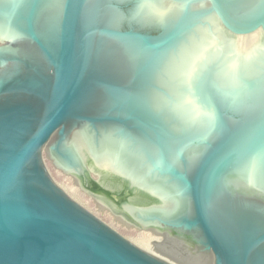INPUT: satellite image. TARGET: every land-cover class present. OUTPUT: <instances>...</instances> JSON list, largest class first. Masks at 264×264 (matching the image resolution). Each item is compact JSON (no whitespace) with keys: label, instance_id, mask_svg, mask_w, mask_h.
<instances>
[{"label":"water","instance_id":"obj_1","mask_svg":"<svg viewBox=\"0 0 264 264\" xmlns=\"http://www.w3.org/2000/svg\"><path fill=\"white\" fill-rule=\"evenodd\" d=\"M107 1L64 0L53 44L31 13L18 44L10 40L12 49L0 53V264H167L87 211L50 177L44 146L60 129L53 149L69 161L57 147L65 146L75 127L85 126L116 127L155 150L153 169L182 187L188 205L184 214L157 218L161 224L197 231L216 264H264V201L228 185L231 178L243 183L235 166L246 150L264 145V70L226 92L215 78L219 61L207 64L194 87L203 124L177 135L164 114L135 102L154 86L161 61L194 30L200 13L187 8L169 24L148 29L101 26L98 14ZM139 1L110 5L131 23ZM206 1L209 15L232 36L264 31V0ZM119 43L128 47L130 60ZM95 170L78 174H94L109 194L130 192L121 207L106 199L113 207L131 215L148 208L138 200L140 188L105 184Z\"/></svg>","mask_w":264,"mask_h":264},{"label":"bare ground","instance_id":"obj_2","mask_svg":"<svg viewBox=\"0 0 264 264\" xmlns=\"http://www.w3.org/2000/svg\"><path fill=\"white\" fill-rule=\"evenodd\" d=\"M187 2L188 0H184V4H187ZM255 2L257 0H251L249 4ZM63 3L64 0H0V45L4 47L0 50V53L9 52L12 49L7 47L9 46L8 41L14 40L18 44V38L22 36L26 27L25 19L31 13H34V21L36 20L38 24L48 28L42 29L43 36L49 44H53L60 25ZM161 3L160 0H140L139 5L132 14V18L142 25H145L146 22H155L153 21L154 18L157 19V23L169 24L173 12L162 10ZM34 6H36L35 10L33 9ZM174 13H177V11ZM116 15L118 16V14H113L115 21L118 18ZM212 15L207 16L206 26L202 24L203 26L199 27L196 32L193 30V34H190L188 40L185 39L186 42H181L174 51L169 53L167 58L161 61L160 68L154 76V86L145 89L135 102L147 109H153L156 115L164 114L171 130L177 135L178 131L187 133L189 131H199V125L203 124L201 120H203L204 114L196 107L194 87L207 64L219 59V64L220 62L221 64L220 67H217L215 78L218 84L225 88L226 92L230 91L233 88L232 85L237 83V80L241 77L240 74L248 77L257 75L264 70V36H256L253 48L248 52L234 53L233 55V52H229V56L231 53L230 57L224 59L226 57L224 55L220 58L223 48L224 50L226 47L230 49L231 44L235 45L233 38L236 39V43L240 40L229 34L222 27L219 19ZM214 19L216 22H214ZM213 22L214 24H212ZM210 26L212 30H210ZM259 32L264 31L260 29L253 36ZM217 39L220 40L222 46L218 47V44H216ZM241 85L243 84L241 83ZM79 129L82 130L85 138L81 140L83 137H78L81 142L85 141L86 144H83L88 147L91 153L90 156L88 158L84 157L78 150H74L72 144L67 143L64 146V151L65 155L70 157V160L62 159L61 163L75 173H79L85 168L95 173L96 167L101 170V175L96 174L100 176V180L105 184L120 187L121 185L125 186L126 183H131L140 188L144 194L139 195L138 200L148 203L149 206L145 211L141 210L136 215L132 213V217L139 222H148L153 226L147 231L148 234L150 232V239L152 237L158 239L161 236L156 231L158 226L161 225L158 219L173 218L175 215L184 214L188 211L182 187L170 180V177L163 176L153 169L150 160H152L155 150L150 145L143 143L140 138L135 137L133 140L127 135H120L118 128L113 126H100L97 129L85 126ZM59 132L60 129L53 134L41 153L54 148L59 139ZM80 135H82L81 132ZM246 151V156L235 166L237 178L246 183L250 191L262 190L264 189V145L261 149L257 150L256 147H251V151ZM115 176L121 177L123 180L112 179ZM69 186L68 189L59 185L64 192L68 193L70 191L72 194H77V187L75 185ZM106 202L108 203V200L102 201L105 204ZM126 209L129 212L135 210V208H131V205H128ZM151 241H144L143 245L141 243L139 245L134 244L147 254L167 264H193L188 260L185 262L183 259L168 257V254L165 255L155 249ZM206 252L207 261L205 264H216L212 252L210 250H206Z\"/></svg>","mask_w":264,"mask_h":264},{"label":"rangeland","instance_id":"obj_3","mask_svg":"<svg viewBox=\"0 0 264 264\" xmlns=\"http://www.w3.org/2000/svg\"><path fill=\"white\" fill-rule=\"evenodd\" d=\"M160 1H162L161 3L162 10L166 12H173L171 20H176L178 17L182 16L187 8L190 11H194V14L200 13V15H198L196 19L197 24L195 25L194 32H196L199 27L203 25L204 26L207 25V16H209V13H208L209 4L206 0H188L187 4L185 3L186 5L184 4V0H160ZM258 1L259 0H257V2ZM111 3H113L112 0L107 1V3L104 4L102 10L98 14L97 21L98 23L101 24V26H109V25L114 24L117 27L134 26L136 28L143 27L145 29H148L150 26L153 27L159 24L157 23L156 18L153 19V21L155 22H152V23L146 22L145 25H142L141 23L136 22V21L129 23V18L123 16L120 13H117L118 16L116 15V17L118 18L116 19V21L115 20L113 21V14H114V11L116 10L110 5ZM175 11H177V13H174ZM214 22H216L215 19H214ZM214 22L212 24H214ZM39 27L41 30L48 29L42 24H39ZM209 28L210 30H212L211 26ZM190 34H193V30L186 36V38H184V40L185 39L188 40ZM256 36L262 37L264 36V32H259L258 34H255L254 36L237 37L240 40L237 43H236V39L233 38L235 40L234 42L235 45L231 44L230 49L226 47L225 49L226 51L223 48V51H221L222 56H220V58H222L225 55L226 57H224V59H227L228 57L231 56L232 52H233L232 55L234 53L240 54L241 52L242 53L248 52V50L253 48ZM184 40L182 41L183 43L186 42V40L185 41ZM114 43L115 42L113 41L112 44L114 45ZM216 44H218V47L222 46L219 39L216 40ZM126 49H128V47L125 44H122V43L118 44V50L120 54L121 55L125 54L126 61H128L131 59L128 57V55H130L131 57L132 55ZM229 52H231L230 56H229ZM168 55H166L165 58H167ZM220 64L218 67H220ZM44 65H45L44 70L45 71L48 70L46 63ZM240 75H241L240 79L238 78L239 80H237L236 84L232 85L233 87L240 85L241 83L240 81L243 78H246L244 77V75L242 74ZM98 99L99 100L101 99V101H103L101 95H99ZM99 100L95 99V101L97 102ZM79 128L80 127H75V129H73L68 134V141L67 142L65 141L66 142L65 145H67V143L70 145L72 144L74 150H78L80 154L88 158L91 153L88 150V147L85 145L86 144L85 141L81 142V140L84 139L85 137L82 133V130ZM79 131L81 132L82 135H80ZM78 136L79 137L81 136L83 138H81L80 140ZM80 143L82 144L85 143V144H83V146L81 147L82 144L79 145ZM57 149L62 151L64 147H62L61 145V146H58ZM41 157L43 159L45 168L47 169L50 177L54 180L55 183H57L60 186H64L68 189L70 187L69 185H75L77 187V191H76L77 194H72L68 190L69 194L67 193V195H69V197H71L79 205H81L87 211L91 212L93 215L99 218L102 222L106 223L109 227H111L113 230H115L118 234H120L125 239L131 241L132 243L138 244V245L140 243L143 245L144 241L150 242L152 240L151 242L153 246L155 247V249L164 253L165 255L168 254L167 255L168 257L170 256L172 258L174 257V259L175 258L183 259L185 262H187L186 260H188L189 262H193V264H199V263L205 264V262L207 261V257H206L207 252L204 249L203 245L198 241V239H200V234L197 231H194L191 234L185 230H181V229L176 230L170 225L161 224L156 229L157 233H159L161 236L158 239H154L155 237L154 238L152 237V239H150L151 238V235H149L150 232L148 234L147 231L153 228V226L146 224L145 222L142 221L143 223L146 224L144 225L142 222L135 220L134 217H132L133 215L127 212L124 213V211H121L120 209L113 207L111 205L112 204L111 202H114L117 207H121V205L127 200V197L130 196V192H124V193H118V194L107 193L104 189H102V187L100 186L98 182L97 177L94 174L85 172L81 176L80 174L75 173L72 169L69 170L68 168H66L63 165V163H61V160L63 158L60 157V155L56 153L55 149H51L49 151L43 152ZM229 181H230V184L228 185H234L231 191L240 190L238 193L239 195H242L245 197L254 196L260 199L264 198V189L250 191L249 188H247L246 183H242L241 185H238L239 183L234 182V178H231ZM103 194L107 198L103 197L104 196ZM232 195H233V192H232ZM106 199L110 200L111 204L107 202L106 204L102 203V201L103 200L105 201ZM142 239L143 240L145 239V240L143 241Z\"/></svg>","mask_w":264,"mask_h":264}]
</instances>
